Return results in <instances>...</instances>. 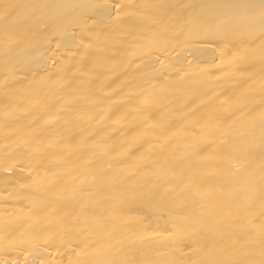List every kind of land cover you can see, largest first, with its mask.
I'll list each match as a JSON object with an SVG mask.
<instances>
[{
	"label": "bare ground",
	"instance_id": "1",
	"mask_svg": "<svg viewBox=\"0 0 264 264\" xmlns=\"http://www.w3.org/2000/svg\"><path fill=\"white\" fill-rule=\"evenodd\" d=\"M0 264H264V0H0Z\"/></svg>",
	"mask_w": 264,
	"mask_h": 264
}]
</instances>
